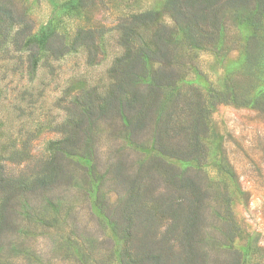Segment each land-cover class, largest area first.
I'll return each mask as SVG.
<instances>
[{
    "label": "rangeland",
    "instance_id": "rangeland-1",
    "mask_svg": "<svg viewBox=\"0 0 264 264\" xmlns=\"http://www.w3.org/2000/svg\"><path fill=\"white\" fill-rule=\"evenodd\" d=\"M67 1L0 0V264H264V15L251 30L240 8L215 39L183 37L169 0ZM130 15H142L136 49L159 25L171 36L169 64L150 56L135 69L157 100L146 125L85 120L53 155L79 96L112 84ZM49 27L45 44H22ZM165 66L175 90L150 93ZM53 165L59 181L33 186Z\"/></svg>",
    "mask_w": 264,
    "mask_h": 264
},
{
    "label": "trees",
    "instance_id": "trees-1",
    "mask_svg": "<svg viewBox=\"0 0 264 264\" xmlns=\"http://www.w3.org/2000/svg\"><path fill=\"white\" fill-rule=\"evenodd\" d=\"M80 1L82 0H68L63 6L67 9H74L80 5ZM168 4H170L172 14L175 16L174 19L179 29L178 32H180L183 37L184 34L195 32L202 36L215 39L220 34L221 29H223V21L226 20V13L233 12L234 14H238L240 8L244 9L251 16L245 17L242 21H238V24H245L249 26L251 30H257L258 28L255 26L252 18L261 21L262 15H264V0H176V2L169 0ZM226 7L230 9L227 10L225 9ZM1 12H4L9 16L7 9L0 6V14ZM141 16L142 15H139V17L137 15H130L127 17V20L121 24L119 44L123 48V52L114 62L115 65L112 68V84L102 95L97 94L96 96H93V90L88 89L83 93L85 98L84 96H79V99H77L79 103L77 102V105L80 110V116L75 119L73 124H70L71 129L69 130L67 137L56 142L53 146V155L61 153L66 148L72 146L73 142H75L79 135L77 130L74 132V129L77 126L79 127L82 125L85 120L118 118L122 120L125 129L129 133H135L146 125L145 123L148 119L151 106L154 107V103H156L157 100L146 99L148 91L146 92L144 87L142 88L140 85L135 84L141 80L138 79L135 69H137L139 66L138 64L146 57L151 56L167 63H170L174 57L171 56L172 53L169 48L171 36H165V31L167 30L165 25L157 26L155 32L150 39L147 40L146 44L142 42L141 47L137 49L134 47L135 41L137 42L139 39L137 22L140 23L138 19ZM20 22L22 23V21ZM52 33L53 30L49 27L36 39L34 36L27 35L24 37L26 41L22 44H28V46H30L35 44L36 41L45 44ZM21 34H23V30L17 32V36L13 37V43L17 45L19 44L18 40H20L22 36ZM36 56V52L29 55L32 64L35 62ZM156 75L155 83L151 86L150 93H157L156 90L160 88V86L161 89L164 87L171 91L175 90V87L177 86V74L175 75V72L171 68H166V66L161 67ZM177 78L179 79V77ZM215 95L212 94L209 96L215 97ZM198 122V119L195 118L192 123L196 129L199 125ZM167 132L168 130L165 132L161 130V133L158 134L161 137V148L165 145L162 136L168 135L166 134ZM191 133L190 141L197 144V137L199 135L198 130H192ZM161 152L169 156L166 149L165 151L164 149H161ZM194 153L195 148L192 147L191 143L188 144V147L182 152V154H185L184 156L188 157ZM61 172L62 169L60 165L48 167L40 176H37L32 180V183L34 184L33 186L45 188L53 186L61 178ZM185 186L187 189H190L188 185ZM187 233H189V230H187ZM185 235L187 234L185 233Z\"/></svg>",
    "mask_w": 264,
    "mask_h": 264
}]
</instances>
